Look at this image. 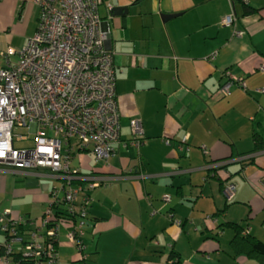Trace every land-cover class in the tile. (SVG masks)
<instances>
[{
    "label": "crops",
    "instance_id": "obj_1",
    "mask_svg": "<svg viewBox=\"0 0 264 264\" xmlns=\"http://www.w3.org/2000/svg\"><path fill=\"white\" fill-rule=\"evenodd\" d=\"M244 5L258 12L245 16ZM109 6L129 12L115 17ZM234 13L236 24L222 26ZM40 16L33 0H0V71L18 62ZM100 16L110 29L121 140L108 160L75 150L71 170L100 184L81 185L91 202L76 245L73 225L60 223L58 264H262L223 248L232 229L219 243L211 238L226 222L264 241V148L253 153L255 131L264 138V0H106ZM226 72L233 85L221 97ZM134 120L144 131L139 148L129 145ZM217 163L224 189L211 171ZM41 175L0 172V211L30 221L29 232L59 189L42 186ZM229 185L236 192L225 208ZM6 240L1 231L0 256ZM173 250L181 262L169 260Z\"/></svg>",
    "mask_w": 264,
    "mask_h": 264
},
{
    "label": "built area",
    "instance_id": "obj_2",
    "mask_svg": "<svg viewBox=\"0 0 264 264\" xmlns=\"http://www.w3.org/2000/svg\"><path fill=\"white\" fill-rule=\"evenodd\" d=\"M33 2L41 9L37 33L18 53V62H7L0 71V172L22 176L47 173L64 185L52 192L45 215L32 223L29 237L16 232L23 219L14 218L10 210L0 211V229L9 236L0 256L2 264H13L10 256L17 247L33 264L59 263L54 246L58 227L71 221L56 223V215L78 219L68 234L76 245L84 235L91 202L82 184L76 182L89 183L88 191L100 184L71 170L75 147L97 160H108L121 140L114 53L107 47L110 29L103 28L100 16L104 0ZM236 21L234 13L223 18L221 25L231 27ZM234 36L242 37L243 32L235 31ZM15 54L10 49L7 56ZM225 76L229 81L220 88L221 97L228 95L233 85L231 73ZM16 128L27 134H16ZM131 128L129 145L139 148L144 137L142 123L134 120ZM235 192V186L229 185L225 197L232 200ZM48 237L55 242L47 243Z\"/></svg>",
    "mask_w": 264,
    "mask_h": 264
},
{
    "label": "trees",
    "instance_id": "obj_3",
    "mask_svg": "<svg viewBox=\"0 0 264 264\" xmlns=\"http://www.w3.org/2000/svg\"><path fill=\"white\" fill-rule=\"evenodd\" d=\"M104 2H106V0H104ZM257 12H258V10L251 8L249 5L243 6V15H245V16L252 15V14L257 13ZM253 138H254L253 153H257V152L263 150L264 138L256 131L254 133ZM247 164H249V162ZM222 168H223V166L217 163L216 166H214L211 170L214 174V177L218 181L221 182V187H223L224 179L219 177V175H220L219 173L221 172L220 170ZM76 183L82 184V183H78V182H76ZM226 183L227 182L224 181V185ZM224 187H223V189H224ZM232 203H233V200H228L226 205H225V208H227ZM221 213H223V212H221ZM217 215H219V213H216L215 216L217 217ZM62 216L63 215L57 214L55 222L57 223L58 221H61V220H67V221H71L70 223L72 225H76L78 222V219L76 217L70 218L68 220V217H65V216L62 217ZM28 223H30V221H28L27 223L25 222L24 224H20V225H18V227H16V232L18 233V235L23 236V237H29V234H28L29 231L26 229V226ZM88 226H89V224L86 223L85 229H87ZM226 229H232L235 232L234 238L231 242V247H232L235 255H245L246 257H248L250 259H254V260L259 261L262 264H264V241L259 240L255 237L251 236L250 234L244 235L243 233L245 232V228L242 225L231 224V223H226V222L219 224L217 229H216L217 232L215 234V238H211V237L210 238L219 243L220 233H223ZM6 238L9 239V236L6 235ZM46 242L47 243H54L55 240L53 241L52 238H49ZM54 246L56 248V246H57L56 242L54 243ZM16 251L10 256L11 262H13V264H33V261L31 259L27 258L26 254H24L23 252H16ZM169 260L172 262H178V263L181 262L180 254L178 252H176L175 250L171 251L170 256H169ZM79 263H81V262H78V263L76 262V264H79Z\"/></svg>",
    "mask_w": 264,
    "mask_h": 264
},
{
    "label": "rangeland",
    "instance_id": "obj_4",
    "mask_svg": "<svg viewBox=\"0 0 264 264\" xmlns=\"http://www.w3.org/2000/svg\"><path fill=\"white\" fill-rule=\"evenodd\" d=\"M256 92H258V91H256ZM14 132L16 133V134H20V135H26L27 134V131L25 130V129H18V128H16L15 130H14ZM74 145L76 146V140H74ZM78 148L77 147H75V150H77ZM95 159L93 158V161H94ZM72 167L73 168H75V165L73 164L72 165ZM42 174H44V173H42ZM46 175L43 177L44 179H40V181H41V185L42 186H47L48 187V190L51 188V187H53V186H55V184L57 185V187H59V188H61L62 187V185H64L61 181H58L57 179H54V178H51L50 176H49V174H47V173H45ZM40 176H42V175H40ZM235 178H237V176H235ZM226 200L228 201V199L226 198ZM1 232V231H0ZM231 231H227V233H230ZM227 236V237H226ZM227 241H228V235L226 234L225 236H223V238H222V242H223V248L225 247V249H227L228 247H229V245H230V243H231V241H228V243H227Z\"/></svg>",
    "mask_w": 264,
    "mask_h": 264
},
{
    "label": "water",
    "instance_id": "obj_5",
    "mask_svg": "<svg viewBox=\"0 0 264 264\" xmlns=\"http://www.w3.org/2000/svg\"><path fill=\"white\" fill-rule=\"evenodd\" d=\"M129 12L128 8H113L111 10V14L112 16H115V17H121L123 15H127Z\"/></svg>",
    "mask_w": 264,
    "mask_h": 264
}]
</instances>
